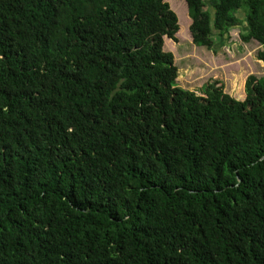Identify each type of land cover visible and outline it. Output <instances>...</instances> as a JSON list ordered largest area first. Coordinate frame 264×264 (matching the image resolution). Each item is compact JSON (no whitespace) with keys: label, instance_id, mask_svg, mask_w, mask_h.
I'll list each match as a JSON object with an SVG mask.
<instances>
[{"label":"trees","instance_id":"obj_1","mask_svg":"<svg viewBox=\"0 0 264 264\" xmlns=\"http://www.w3.org/2000/svg\"><path fill=\"white\" fill-rule=\"evenodd\" d=\"M183 1L264 65V0ZM178 31L165 0H0V264H264V80L177 87Z\"/></svg>","mask_w":264,"mask_h":264},{"label":"rangeland","instance_id":"obj_2","mask_svg":"<svg viewBox=\"0 0 264 264\" xmlns=\"http://www.w3.org/2000/svg\"><path fill=\"white\" fill-rule=\"evenodd\" d=\"M177 13L179 31L177 40L164 37V51L175 57L178 69L176 86L204 98V88L217 84L225 95L245 100V84L249 78L264 80V65L257 61L262 49L256 41L243 43L244 26L232 28L225 36L215 32L212 50L193 44L188 7L183 0H165ZM242 18V13L239 14Z\"/></svg>","mask_w":264,"mask_h":264},{"label":"water","instance_id":"obj_3","mask_svg":"<svg viewBox=\"0 0 264 264\" xmlns=\"http://www.w3.org/2000/svg\"><path fill=\"white\" fill-rule=\"evenodd\" d=\"M264 159V158H263Z\"/></svg>","mask_w":264,"mask_h":264}]
</instances>
